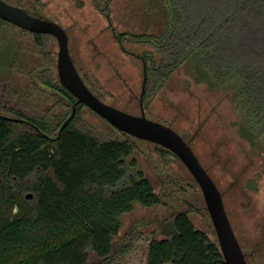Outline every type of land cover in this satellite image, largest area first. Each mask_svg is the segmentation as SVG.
<instances>
[{"label":"trees","instance_id":"16d2710c","mask_svg":"<svg viewBox=\"0 0 264 264\" xmlns=\"http://www.w3.org/2000/svg\"><path fill=\"white\" fill-rule=\"evenodd\" d=\"M6 1L43 17L40 0ZM113 1L95 2L110 18ZM156 1L167 16L161 34L115 35L124 51L129 41L151 48L141 57L147 63L145 111L173 73L189 63L195 82L230 94L239 136L264 147V0ZM9 26L32 35L45 53L47 39L55 38L0 18V76L27 68L19 42L7 35ZM56 61L51 56L52 67L42 69V83L60 93L67 107H76L63 129L70 111L31 115L0 101V264H113L135 240L130 231L115 246L123 216L137 205H164V198L138 167L135 137L120 131V138L103 139L82 124L87 106L61 84ZM159 153L177 157L163 147ZM166 263L226 264L217 239L198 229L188 212L176 214L174 232L149 245L147 264Z\"/></svg>","mask_w":264,"mask_h":264},{"label":"rangeland","instance_id":"374dc122","mask_svg":"<svg viewBox=\"0 0 264 264\" xmlns=\"http://www.w3.org/2000/svg\"><path fill=\"white\" fill-rule=\"evenodd\" d=\"M95 1L102 0H40L41 13L66 29L76 66L96 85L103 100L139 114L143 82L141 57L151 48L129 41L124 51L115 35L117 32L161 34L166 13L156 0H114L111 16L107 18ZM6 32L19 42L21 65L27 68L0 76V101L31 115L63 111L71 114L74 106L67 107L60 93L42 83V69L50 68L51 56L57 59V40L47 39L45 53L33 43L32 35L10 26ZM229 95L195 82L192 66L186 63L152 97L146 115L171 124L190 143L223 195L248 263L264 264V147L251 146L239 136L238 115ZM80 119L103 139L122 136L89 107L82 108ZM132 140L138 167L163 196L164 205H137L123 216L115 246L130 231L135 240L133 248L113 264H147L152 239L174 232V218L179 212H188L198 229L217 239L203 193L182 161L171 155L161 156V147L155 143ZM96 261L92 255L91 263Z\"/></svg>","mask_w":264,"mask_h":264},{"label":"water","instance_id":"95a60500","mask_svg":"<svg viewBox=\"0 0 264 264\" xmlns=\"http://www.w3.org/2000/svg\"><path fill=\"white\" fill-rule=\"evenodd\" d=\"M0 18L31 33L48 34L56 38L58 43V77L61 84L77 99V104H85L119 131L129 136L155 143L172 151L187 167L203 193L206 209L213 223L226 264H249L228 216L223 195L193 148L173 127L147 117L144 107L147 63L144 59L140 113L133 114L105 102L89 88L73 60L69 47V35L61 24L32 14L26 8L6 0H0ZM75 111L76 107L74 106L71 116L64 123L62 129L73 118ZM3 117L27 122L14 117ZM32 196V193L27 194L28 198H32Z\"/></svg>","mask_w":264,"mask_h":264}]
</instances>
